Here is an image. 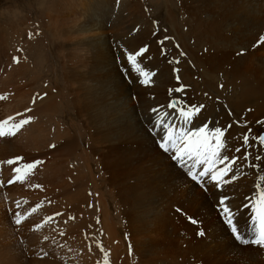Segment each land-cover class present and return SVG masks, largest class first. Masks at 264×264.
<instances>
[{"label":"bare ground","instance_id":"obj_1","mask_svg":"<svg viewBox=\"0 0 264 264\" xmlns=\"http://www.w3.org/2000/svg\"><path fill=\"white\" fill-rule=\"evenodd\" d=\"M45 1L40 0L39 8L46 9ZM50 1L48 23L42 22L49 34L40 41L50 40L57 46L55 57L61 59L62 78L61 83L53 79L61 88L56 95H47L41 106L46 110L56 100L63 103L61 111L43 113L47 128L48 115L61 113L62 118L54 122L51 136L44 128L29 134L25 141L18 139L20 144H2L0 157L5 159L8 153L15 154L14 158L21 156L20 162L9 165L11 172L13 166L22 168L25 162H37L45 152H52L54 158L49 161L48 157L43 173L50 186L36 188L38 193L34 189L32 197L39 194L38 202L45 197L60 205L49 206L52 201H48L47 206L41 201L37 207L40 203L25 197L20 201L17 208L24 205L19 207L20 215L30 211L36 216L34 222L41 225L32 232V239L27 237L28 250L37 246L31 251L32 259H27L8 220L6 208L13 204H4L8 198L23 196L18 195L22 185L0 187V264H57L60 258L58 264H68L62 255L74 248L61 251L62 244L68 242V230L84 258L94 255L100 259L96 264H264V247L239 244L222 223L215 208L219 195L215 186L205 192L188 180L146 134L144 122L152 118L150 109L160 107L161 115L174 111L167 104L179 97L190 105H203L192 127L204 123L210 128L221 127L229 155H243L234 152L242 134L251 129V134L258 136L264 131V43L257 45L264 34V0H177L179 5L164 0L168 2L166 22L171 37L163 44L159 43L161 32L154 33L156 28L140 0H115L113 4L111 0ZM161 1L153 0L156 4ZM67 2L69 6L64 8ZM178 6L180 17L176 15ZM9 15L7 19L15 17L14 26L22 28L24 17L15 11ZM6 35L0 32V68L4 66L1 53L16 47V38ZM7 39L14 45H8ZM145 46L147 51L138 63L154 73L148 86L138 82V74L124 58L125 51L135 53ZM241 50L244 54L238 55ZM181 52L185 55L180 56ZM13 68L10 62L9 70ZM6 79L0 77V87ZM181 85L185 86L183 93L171 91ZM11 98L16 100L1 105L0 120L13 108L18 110L13 114L21 115L11 114L12 121L28 113L26 101ZM9 140L0 137V142ZM52 144L55 147L50 150ZM249 150L251 162L260 168L249 167L241 159L237 169L241 165L243 169L225 177L235 176L223 187L233 210L246 203L245 197L254 195L255 184L264 175V160H255L257 154L264 156V147ZM4 175L0 173L1 180ZM40 180L45 186L46 180ZM25 186L22 194L38 185L27 182ZM177 208L201 225L189 223ZM57 211L62 215L45 222ZM246 212L239 216L244 233L248 232ZM19 225V229L13 226L20 235L24 225ZM198 230L205 231V236H197ZM44 233L53 235L42 236ZM38 250L51 260H39L42 255Z\"/></svg>","mask_w":264,"mask_h":264},{"label":"rangeland","instance_id":"obj_2","mask_svg":"<svg viewBox=\"0 0 264 264\" xmlns=\"http://www.w3.org/2000/svg\"><path fill=\"white\" fill-rule=\"evenodd\" d=\"M111 1L113 4L115 0H111ZM169 1L172 3V0H169ZM174 1L176 4L179 5V1L173 0V2ZM39 2H40V0H0V29L2 30L0 32H6L7 33L6 37L8 39L10 37L16 38L15 50H11V49L7 48L4 52L1 53V55H2L1 60H3L2 63L4 64V66L6 63L5 59H8V62H7L6 67L2 66L0 68V69H3L2 73L0 74V77L7 78L5 80L6 81L5 85L3 87L2 86L0 87V97H8V98H4L2 101H0V107L3 104V102H9L11 100H12L11 102H13L14 100H16V98L15 99L11 98V97L16 96L19 103H23L25 101L27 102V105L25 108L28 110V113L26 114L25 117H22L20 119L30 118V123L25 125L24 127H22L19 131H17L19 134L16 137L6 135L7 138L10 140L8 142L7 141L0 142V146L2 144H10L14 141H16L17 144H20L18 142V139L21 138L23 141H25L26 138L29 136V134L33 135V134L39 132L40 130L47 128L46 123H45V117L46 116H43V113L46 111H49V110L61 111L63 108V103L61 100H56L55 104L53 106L48 107L46 110H44V107L41 106L42 100L44 98H46L47 95H49L51 93L56 95L61 88L60 85L55 86V84H53V79H57L58 81H60L59 83H61L62 72L60 71L59 67L61 66L62 62H61V59L55 57V54H57V46L56 45L52 46L50 44V40L44 41V42L40 41V40H43L44 36L47 37V35L49 34L46 31V27L42 24V22L44 20H46L45 23H48L46 15H47L48 9H50L49 5L51 4L50 3L51 1L46 0L44 2L46 9L45 8L42 9L41 7L39 8V5H38ZM140 2H142V4L144 5V10L146 12V16L148 18V21H151V23L154 25L153 27L156 28V31H154V33L155 32L156 33L161 32L162 36H161L160 40H162V41L164 40L165 42L169 41V39L171 37L170 36L171 27L166 22L168 2H164V0H162L161 1V3H163L162 5H161V3L156 4L155 2H153V0H146V1L140 0ZM68 6H69V2H67V5L64 8H67ZM147 10H148V13H147ZM11 11L19 12L22 15V17H24L23 19L21 18L22 19V28H18L17 26H14L13 21H14L15 17L7 19L10 16L9 13ZM35 14H39V16L35 17L34 16ZM176 15L178 17H180V15H181V9L179 8V6H178V8H176ZM18 17H20V16H18ZM172 26H176V24L172 23ZM33 34L38 35L39 38H35L34 36H32ZM165 37H168L169 39H165ZM8 39L6 40V42L8 41V45L9 44L14 45ZM52 55H54L53 58L51 57ZM14 57L16 58L15 62H14ZM10 62L14 65V68L9 70V63ZM29 90H31V91L28 94ZM32 99H33V101H31ZM17 111L18 110H16V108H13L7 115H3V117H5V118L9 117L11 114H13ZM13 115L15 117L16 115H18V113L13 114ZM48 117H49V124L50 125L47 128V130L49 131V134L51 136V133L54 129V122L58 119H61L62 116L60 113V114H56V115L53 114L52 117L48 115ZM2 118L0 121H3ZM20 119L16 120L15 122H18ZM6 127L7 126L4 125V130L6 129V132H7L9 129H8V127L7 128ZM50 150H52V149H50ZM6 155H7V157L5 158L6 160L3 159L2 157H0V159H1L0 160V173L2 174L5 172V175L2 179V182L4 184L0 185V187H3V185H4V188H5L9 185L12 186L14 184L20 183V185H22L21 188L22 189L24 188L23 191H25L27 189L26 188L27 185L25 186V183H27V182L31 183V184H37L38 185L37 187L35 186V188L33 187V189L32 188H30V190L28 189V191H26L27 194H26V192L24 194H22L23 191L21 189L20 193L18 192L19 193L18 195L19 196L23 195V196L21 198H18V197L16 198V199H19V200H17L18 202L16 201V199H13V200L11 199V200H9V202L12 203L13 205H9L8 208H6V206H5L6 211H7L8 220L10 219L9 223L12 226L14 233L16 235V240L19 241L23 245L22 251L25 253V256L27 257V259L28 258L32 259L31 251L34 250L35 247H37V246H35L33 249L28 250L25 246V243L27 242V237H30V238L32 237V232H33L34 227L36 225V222H34L33 219H35L36 216L30 215V211H26L22 215L23 219H22L21 215H20L21 218L19 216V218L21 220L19 227L21 226V224L24 225V226H22V230L20 229L21 232L19 231L20 232V235H19V233L17 234V231L15 230V228L13 226V225H16L17 227L16 226L15 227L17 229H19L18 225L15 223V221L17 219V215H15V214L20 213L19 211L22 210L21 208L19 210V207L24 206V205H20L17 208V206L20 203L19 201H22L23 199L25 201V198L26 199L30 198V199H35L36 200L35 203H37L39 199L37 200L36 198L39 197L38 196L39 194H37L36 198L32 197V196H35L36 192L38 193V191H36V188L37 189L38 188L39 189H43V188L45 189V188H47V186H50L48 184L49 180H47L46 176H43V173L47 168L45 166V164L48 160V157L51 156V157H49L50 158L49 161H51L54 157H53L52 152L51 153L45 152L43 157H41L42 160H40V159L38 160L41 163H39L38 166L34 170L28 169L30 174L27 176V178L23 181L18 180V182H17L15 177L18 175H21L22 172L25 170L23 169V171L21 170L20 173H16L14 175H11L13 173V170L11 172L8 171V169H10L9 165L12 166L13 163L15 164L16 162H18L17 161L18 159L17 160L14 159L13 163L9 164L6 162L9 160H12L14 158L15 154L13 155V153L12 154L8 153ZM19 158H21V157H19ZM29 158H31V157H29ZM25 161H27V160H25ZM24 164H26V162ZM17 167L18 166H16V167L13 166V168H17ZM10 175H11V177H10ZM42 176L44 178H42ZM9 177L11 180L14 181L11 184L5 183V182H7ZM28 178H30V179L28 180ZM40 178L42 180L43 179L46 180L45 186H43L44 184L41 180L39 181ZM3 180H6V181H3ZM30 180H33V181L30 182ZM40 183H41V185H40ZM4 188H2V189L4 190ZM33 190L36 192L34 193ZM30 192H31V194L33 193L32 195L30 194L31 197L28 196ZM47 196H48V194H47ZM50 197H51V195H50ZM14 201H16V202H14ZM41 201L44 204L46 203L45 205H47V206L49 205L48 201L53 202V203L51 202L52 204L50 203L49 206L60 205L58 202L54 203L55 202L54 199L51 200L49 198L48 200H46L45 197H42L40 202H38L40 204H38V203L37 204L41 205ZM47 202H48V204H47ZM13 211H15V212H13ZM178 214L182 215V217L186 216L182 212H179ZM11 221H12V223H11ZM39 223H41V222H39ZM42 223H43V221H42ZM30 224H31V226H29ZM36 229H37V227H36ZM21 236H24L26 238L21 237ZM66 236L68 237V238L65 237L68 242H67V244L66 243L62 244V248L63 247H65V248L67 247L69 249L74 248L70 253H66V255H64L62 253L63 254L62 256H64L65 259L69 262L68 264H71L73 262H74L73 264H75V263L76 264H89V263L90 264H96L100 261V259H98L94 255L90 259L84 258L83 253L80 254V252H83L82 249L78 248L77 247L78 244L75 243L77 241L76 240H73V241L70 240V239H74V238L72 237L73 235L71 234V232L69 230L66 233ZM64 245H66V246H64ZM65 248H63L62 250L60 249V250L64 251ZM80 249H81V251H80ZM38 252L42 255V258H40V256H38L40 258L39 260H44V261L45 260H47V261L51 260V258L49 259L48 255H46V254L43 255L40 252V250H38ZM76 254L77 255L80 254V255L77 256ZM72 256H73V258H72ZM91 259H93V261ZM53 260H56V259H53ZM88 260L90 261L89 263L87 262ZM59 262L62 263L61 258L58 260V263ZM100 263L105 264L103 261Z\"/></svg>","mask_w":264,"mask_h":264},{"label":"snow or ice","instance_id":"obj_3","mask_svg":"<svg viewBox=\"0 0 264 264\" xmlns=\"http://www.w3.org/2000/svg\"><path fill=\"white\" fill-rule=\"evenodd\" d=\"M165 39L169 38L165 37ZM159 43L163 44V41H159ZM262 43H264V34L257 41V45ZM146 51V46L139 48L135 53L125 51L124 57L133 72L138 74V82L144 86L151 83L154 75L153 72L143 70L138 63V58L144 56ZM243 54V50L238 53V55ZM184 55L183 52L180 53V56ZM15 61L16 58L14 57ZM175 62L179 63L180 61L177 59ZM174 71H178V69H174ZM177 79L179 80V77ZM184 89L185 86L181 85L171 91L183 93ZM0 99H3V97H0ZM202 107L203 105H190L186 100L175 97L167 104L168 109L174 110L172 112H164L161 115L160 107L150 109V113L153 114L152 118L144 121L147 124L146 134L153 138L159 151L174 161L183 175L193 184L200 186L205 192L210 191V188L215 186L219 193L215 203L217 214L235 241L244 246L257 245L264 247V186L260 183V181H264V175L260 176L255 184L254 195L245 197L246 203H243L237 210H233L228 203L230 197L223 194V187L235 180V176L230 179L225 177H228L234 170L240 171L243 169V165L240 166V169H237V164L241 159L248 162L249 167L260 168V164L251 162L252 152L249 149L257 146L264 147V133L253 136L251 129H249L248 132L242 134L240 146L234 149L235 153L242 152L243 155H229V145L225 139L224 129L219 126L210 128L207 123L199 127H192ZM12 120L13 118L9 117L0 121V137L15 135L17 131L30 123V118L20 119L18 122L11 123L8 132H5L4 125L9 124ZM244 126L246 127L247 124ZM251 140L256 141V143H250ZM255 160H264V156L257 154ZM7 163L12 164L13 161L9 160ZM39 163L41 162L24 164V174L16 176L15 179L25 180L30 174L27 170L35 169ZM14 172L20 173L21 169L17 167ZM13 182V180L9 181V183ZM245 209L250 213L247 233L241 231L239 224V216ZM35 211L36 208H33L32 212ZM176 211L181 212L182 210L177 208ZM16 215L15 223L19 225L21 223L20 213ZM60 215L62 214L56 213L52 217H47L45 222L52 221ZM188 220L189 223L198 227L202 223L193 217H188ZM37 227H41V225H37ZM196 234L199 237H204L206 233L203 230H198Z\"/></svg>","mask_w":264,"mask_h":264}]
</instances>
